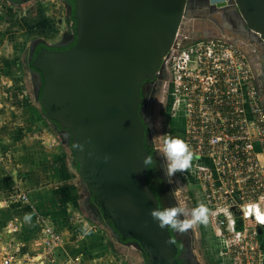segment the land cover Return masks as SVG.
<instances>
[{
    "label": "water",
    "instance_id": "1",
    "mask_svg": "<svg viewBox=\"0 0 264 264\" xmlns=\"http://www.w3.org/2000/svg\"><path fill=\"white\" fill-rule=\"evenodd\" d=\"M233 1L244 26L264 41V0ZM185 4L74 0V43L41 47L30 60L41 76L43 115L70 146L93 204L149 264H177V246L169 227L150 216L159 202L143 165L149 150L138 109L141 84L163 68Z\"/></svg>",
    "mask_w": 264,
    "mask_h": 264
},
{
    "label": "built area",
    "instance_id": "2",
    "mask_svg": "<svg viewBox=\"0 0 264 264\" xmlns=\"http://www.w3.org/2000/svg\"><path fill=\"white\" fill-rule=\"evenodd\" d=\"M196 55L185 56L181 65L164 57L172 108L183 110L184 141L197 162L193 172L203 199L218 216V235L231 264H264L262 60L212 43ZM15 198L26 201L27 195L16 192ZM7 224L5 231L13 235L18 227ZM42 232L48 253L60 237L49 226ZM1 256L0 264L13 263V253Z\"/></svg>",
    "mask_w": 264,
    "mask_h": 264
},
{
    "label": "rangeland",
    "instance_id": "3",
    "mask_svg": "<svg viewBox=\"0 0 264 264\" xmlns=\"http://www.w3.org/2000/svg\"><path fill=\"white\" fill-rule=\"evenodd\" d=\"M35 2H32V13H28L29 17L39 19L38 21L41 22L38 24V26L41 25L39 28L44 29L47 23H51L54 26L59 25L61 32L65 27L63 23L65 12L59 1L35 0ZM10 5V2L0 0L2 12H9ZM16 11V15H19L23 10L17 8ZM44 15L48 19H41ZM30 26H32L31 30L35 29L34 24ZM6 27H9V24ZM13 31L11 28L9 33L15 34ZM32 35L34 34L28 35L29 39ZM6 39V41L0 42V209L1 206L5 205V202L9 201L13 204L23 203V205L26 201L28 202V200L19 201L15 198L16 192H23L27 195L18 172L19 164L16 161L18 148L15 143L22 135L34 132L32 130L36 129L35 123L38 122V119L44 121L46 127L43 128H46V131L51 130L46 122L47 119L40 110L37 99L40 88L37 84L39 78L37 74H34L37 77L36 82L33 81L34 76L31 75L26 65L28 61L25 60L26 58H22L23 47L27 42H25V38L22 42H17L12 38L11 43H9L8 37ZM211 43L222 44L223 47L227 45L237 54L256 61L264 60V41L257 33L244 26L233 0H186L177 35L167 58L174 57L175 63L181 65L182 58L185 56L187 58L196 57V53L200 49L209 46ZM222 53L224 52H219V56ZM163 62L162 67L167 69V62L165 60ZM167 84L169 83L167 82ZM34 90L36 94H34ZM172 107L171 94L168 93L167 96L160 92L157 97V104L155 103L153 106L154 112L150 108L153 146L157 148L156 153L160 158V163L162 158L158 150L159 141L164 136L179 137L183 140L185 136L183 110ZM17 109L19 111H16ZM196 164L197 162L192 159L188 169L178 172L172 177L171 183L174 186V192L171 194L172 204L185 207L189 213L191 209L200 204L205 205L208 209L207 222L190 227L192 235L190 247L193 259L195 257L199 264H231L232 259L225 253L223 239L218 235L215 222V218L218 216L213 213L209 204L203 199L197 176L193 172ZM15 173H17V177ZM3 174L6 177V182L2 179ZM10 178H12L11 184L6 185L11 180ZM26 204L30 205L31 203ZM232 212L234 213V211ZM29 213V222H25L28 226L25 225L24 235L26 236L23 243L19 239L17 240L15 235L18 230L10 235L5 231L8 224L2 229V224L5 222L4 216H0V257L4 254L13 253L12 264H31L32 262L35 264H79V261L77 262L74 258L68 259L70 255L64 254L60 257V254L55 251V247L52 251L45 253V248L41 244L44 238L42 231L46 226L45 224L54 229L62 239L61 231L57 226L48 224V217L42 216L35 209V206L30 208ZM69 219H66V222ZM11 222L13 223V221ZM65 227L64 231H67V226ZM28 228L32 231L31 233L27 231ZM68 230L72 232L70 228ZM73 237L72 235L71 238ZM118 253L122 256V252L118 251ZM29 258H31L30 261ZM123 259V264H131L130 254L122 256ZM193 259L192 261H194ZM112 262H117V259L115 258Z\"/></svg>",
    "mask_w": 264,
    "mask_h": 264
},
{
    "label": "crops",
    "instance_id": "4",
    "mask_svg": "<svg viewBox=\"0 0 264 264\" xmlns=\"http://www.w3.org/2000/svg\"><path fill=\"white\" fill-rule=\"evenodd\" d=\"M56 1H59L65 12L63 19L65 27L61 32L59 25L54 26L51 23H47L44 29L39 28L41 26H38L41 24L39 19L28 15L29 12L32 13V2H36L26 0L11 3L9 12L4 13L0 10V42L6 41V37L9 38V43L12 42V38L17 42H22L25 38L27 43L22 52V58H25L33 42L42 40L53 44L62 39L64 35L71 32L69 12L63 0ZM17 8L23 10L19 15L15 13ZM43 18L48 19L45 15L41 19ZM8 24L9 27H6ZM32 24H34V30H31L30 25ZM11 28L15 34L9 33ZM30 33L34 35L29 39ZM46 122L50 131H46V128H43L46 127L44 121L38 119L35 123L36 129L32 130L33 134L22 135L15 143L18 148L16 150L18 172L28 195L27 200L31 204H26L27 201L24 205L23 203L5 202L0 209L2 213L0 216H4L5 222L2 224V229L8 222L13 221L18 225V232L15 234L17 240L23 243L26 236L24 235L25 225L28 226L25 222H29L25 216H30V208L35 206L42 216L48 217V224L57 226L61 231L62 239L60 238L58 243L51 247V251L55 247L60 257L64 254L70 255L68 259L74 258L77 262L79 261V264H112V260L116 258L117 262L113 264H118V259L119 264H123L122 256L130 254L131 264H144L137 247L120 241L108 222L100 216L87 186L77 172V161L70 146L59 137L54 124L48 119ZM15 176L17 177V173ZM2 179L4 182L7 181L5 176ZM10 179L6 185L11 184L12 178ZM66 219L69 221L66 222ZM65 226H67V231H64ZM68 228L72 232H69ZM27 231L32 232L29 228ZM72 235L73 238H71ZM118 251L122 252V256Z\"/></svg>",
    "mask_w": 264,
    "mask_h": 264
},
{
    "label": "flooded vegetation",
    "instance_id": "5",
    "mask_svg": "<svg viewBox=\"0 0 264 264\" xmlns=\"http://www.w3.org/2000/svg\"><path fill=\"white\" fill-rule=\"evenodd\" d=\"M63 1L66 4L68 12H69L68 17L70 20L71 32L64 35L62 37V39H60L59 41H57L56 43H53V44H48L42 40H37V41L33 42L26 52V55H25L26 59L24 58L26 61L29 62L31 60V58L35 54V50H36L37 46H39V44H41V43L45 44L41 47H47L50 49L65 48V46H67L68 43H70L73 40V36H74V31L72 28L73 22L70 18L71 7L65 0H63ZM28 62L26 64L27 67H28ZM28 69H29V67H28ZM29 70H30L31 75L34 76L33 81L36 82V77L38 76L39 82L37 84L40 86L41 85V76H40L39 72L37 70H31V69H29ZM162 70L163 71H159L161 74L159 72H157V74L154 76L153 79H145L142 82V84H141L142 101L139 104V108H138L139 114H140L142 121L145 125L146 144H147V146H149L148 148L152 149V156H153V161H154V169L151 173L152 175H150V179L153 182V188L151 186L150 187L155 192L157 199H158V202H159V207H161V208L174 206L172 204V197H171V194H173V192H174V189H173L174 186L172 185L171 182L167 183V181H165V179H164L163 170L160 167V158L158 157V155L156 153L157 148L155 146H153L152 121L150 119V115H151L150 108H152V112H154L153 106L155 103L157 104V97H158L159 93L163 92L167 96H168V93L170 94V84H167V82L169 83V72L165 67H163ZM34 74H37V76H35ZM159 74H160V77H159ZM157 75H158V77H157ZM165 81H166V84H165ZM261 83H262V85H264V74L261 78ZM34 92H35V90H34ZM34 94H36V92ZM96 208H97L96 210H98L100 212V209L98 207H96ZM100 216L102 217L101 212H100ZM182 218H186V217H182ZM104 219L110 225L109 220L106 218H104ZM169 230H170V233L175 238V243L177 246V253H176L177 261L179 260L181 262V264H199V262L195 259V257L193 259V255L191 253L190 244H191V240H192V238H191L192 235L190 233V228L187 229L184 233L174 231L171 228H169ZM117 238L119 239L118 235H117ZM123 243L132 244L130 240L127 242L125 241ZM137 249L140 251V253L143 257L141 249H139V248H137ZM192 259L194 261H192ZM143 260H144V257H143ZM144 264H147V262L144 261ZM177 264H178V262H177Z\"/></svg>",
    "mask_w": 264,
    "mask_h": 264
},
{
    "label": "clouds",
    "instance_id": "6",
    "mask_svg": "<svg viewBox=\"0 0 264 264\" xmlns=\"http://www.w3.org/2000/svg\"><path fill=\"white\" fill-rule=\"evenodd\" d=\"M159 153L161 154L160 167L164 172V179L171 182L174 174L183 172L190 167L192 152L186 142L179 137L164 136L159 141ZM153 157L145 154L143 165L148 167L153 165ZM208 209L200 204L189 211L183 206L157 207L150 211V216L161 228L169 227L174 231L184 233L193 225L207 222ZM186 217V218H182ZM25 219H29L26 215Z\"/></svg>",
    "mask_w": 264,
    "mask_h": 264
},
{
    "label": "trees",
    "instance_id": "7",
    "mask_svg": "<svg viewBox=\"0 0 264 264\" xmlns=\"http://www.w3.org/2000/svg\"><path fill=\"white\" fill-rule=\"evenodd\" d=\"M69 5H70V7H71V13H70V18H71V20H72V22H73V25H72V28L74 29V19H73V3H74V0H65ZM74 41H75V36H73V40L70 42V43H68V45L67 46H65V48H67V47H70L73 43H74ZM43 45H45L44 43H41V44H39V46H37V48H36V50H35V53L38 51V49L41 47V46H43ZM50 47V46H49ZM28 67H29V69H31V70H36V69H34L33 67H31L30 66V61L28 62ZM39 92H40V88H39ZM39 92H38V94H37V96L39 95ZM146 146H147V144H146ZM149 146H147V148H148ZM149 149V155H151L152 156V149L151 148H148ZM153 157V156H152ZM149 170H148V177H147V181H148V183H149V185L153 188V182L151 181V179H150V175H152L151 173H152V171H153V169H154V163H153V165H151V166H149V168H148ZM90 196H91V199H92V195H91V193H90ZM110 223V222H109ZM110 226H111V223H110ZM111 228H112V226H111ZM112 230L118 235V237H119V240L120 241H122V242H127V241H131V239H129V238H126V239H122L121 237H120V235L112 228ZM141 252H142V254H143V257H144V260L149 264V262H148V260H147V257H146V255L144 254V252L141 250ZM178 262V264H181V262L178 260L177 261Z\"/></svg>",
    "mask_w": 264,
    "mask_h": 264
}]
</instances>
